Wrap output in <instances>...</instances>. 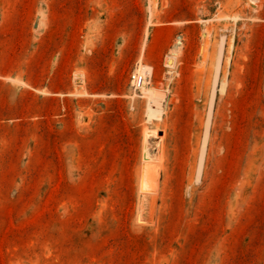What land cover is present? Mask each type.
<instances>
[{
	"label": "rangeland",
	"instance_id": "374dc122",
	"mask_svg": "<svg viewBox=\"0 0 264 264\" xmlns=\"http://www.w3.org/2000/svg\"><path fill=\"white\" fill-rule=\"evenodd\" d=\"M0 264H264V0H0Z\"/></svg>",
	"mask_w": 264,
	"mask_h": 264
},
{
	"label": "bare ground",
	"instance_id": "6f19581e",
	"mask_svg": "<svg viewBox=\"0 0 264 264\" xmlns=\"http://www.w3.org/2000/svg\"><path fill=\"white\" fill-rule=\"evenodd\" d=\"M222 39L220 40L219 44H218V51L216 52L217 54L215 55L216 58H214V64H213V77H212V84H211V88H210V99H209V103H208V118L210 115V111L212 110V102H213V97L215 94V84L217 82L218 79V75L219 73H222V69H223V62H222V46H223V38L224 36H221ZM220 37V38H221ZM231 49V48H229ZM229 52V51H228ZM172 57V58H171ZM170 59H174V56H171ZM229 58V56H228ZM141 59V58H140ZM173 64V62H172ZM170 67L172 66L171 64L169 65ZM136 73L138 74H142L146 77V81L143 83V85L138 89L139 94H137L136 92L134 94H132V96H139L141 98L144 99L145 101V114H146V119L147 121H151L153 120V118H161V112L163 111V106H162V102L164 101V93L163 91L161 92V90L155 88L154 86H152V77H153V67L143 64L142 62H138V65L135 68ZM78 75V74H77ZM82 77V76H81ZM80 77V79H81ZM219 83V82H218ZM225 80L221 81V84L219 86V93L222 94L224 92L225 87ZM136 90V89H135ZM164 105V103H163ZM207 113V112H206ZM207 119V118H206ZM213 119V118H212ZM210 120L207 119L206 125H205V131L203 129L204 132V136L203 139L201 140V145H200V151H199V155H198V161H197V165L195 168V172H194V177H193V184L194 182L199 180V176H200V172H201V167H202V163L203 161V157L204 152H205V148H206V138L208 136L207 134V130H208V122ZM210 123V122H209ZM148 130V129H147ZM151 131V130H150ZM149 131V132H150ZM155 132L156 130H152L151 132ZM147 132V131H146ZM154 135V134H153ZM147 136V135H146ZM145 136V137H146ZM157 136V135H156ZM160 137V136H159ZM160 141L159 144L161 146V137L159 138ZM155 143V140H154ZM143 158L145 160V164L142 168V178H141V185H140V192L142 194H155L157 191V181L159 179V169L157 167V165H153L152 163H148L147 159H151V155H150V150L149 147L144 144L143 147ZM143 160V161H144ZM150 161V160H149ZM154 163V162H153ZM201 181V180H200ZM153 199V201L155 200V195L151 197Z\"/></svg>",
	"mask_w": 264,
	"mask_h": 264
},
{
	"label": "built area",
	"instance_id": "2783aa9c",
	"mask_svg": "<svg viewBox=\"0 0 264 264\" xmlns=\"http://www.w3.org/2000/svg\"><path fill=\"white\" fill-rule=\"evenodd\" d=\"M131 77V82L133 84L134 89L138 90L143 83L146 81V77L142 74H138V73H131L130 75Z\"/></svg>",
	"mask_w": 264,
	"mask_h": 264
}]
</instances>
